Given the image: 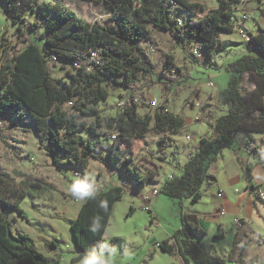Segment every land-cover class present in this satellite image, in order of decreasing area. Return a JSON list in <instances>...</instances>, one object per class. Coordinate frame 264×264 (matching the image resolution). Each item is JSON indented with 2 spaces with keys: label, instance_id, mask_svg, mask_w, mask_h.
<instances>
[{
  "label": "trees",
  "instance_id": "1",
  "mask_svg": "<svg viewBox=\"0 0 264 264\" xmlns=\"http://www.w3.org/2000/svg\"><path fill=\"white\" fill-rule=\"evenodd\" d=\"M103 1L110 10L109 20L104 23L86 19L59 0L45 3L0 0V13L15 26L20 36L31 32V37L41 40L38 45L28 37L19 49L12 51L10 44L0 49V122L9 113L17 122L19 119L30 124L43 137V148L56 168L68 166L74 168V174L86 177L90 160L104 161L105 151L108 159L118 162L117 168L134 174L135 184L143 186L148 180L154 181L156 174L151 171L140 175L135 167L150 133L163 134L158 141L160 160L165 161L170 154L176 159L177 144H173L167 134L179 133L184 118L169 109L166 93L178 82L175 74L186 75H182V69L175 66L173 57L168 55L157 75V81L163 85L164 98L150 114L140 115L138 108L143 99L136 95L133 84L142 76L152 75L155 66L143 56L139 42L149 38L151 28H156L167 33L183 49L192 43L199 46L211 62L216 49L234 43L221 39L220 34L236 28L232 16L234 5L241 0H217L218 5L213 9H207L197 0ZM27 13L36 14L31 26L26 23ZM247 34L249 43L260 55L246 53L227 63L225 70L231 72L232 77L217 100L224 111L216 115L207 110V103L201 106L209 119V134L198 139L188 159L177 166L176 174L171 173L161 181L159 194L178 200L181 223L176 234L159 241L158 247L166 254L177 255L179 264H225L233 260V249L226 257L218 256L197 241L196 237L205 235V230L196 213L183 211V202L199 201L202 186L215 179L208 169L223 148H242L235 141L238 133H264V29ZM91 53H95L94 59L90 58ZM53 56L57 59L55 62ZM59 65L68 67L61 80L52 76L51 67ZM118 87L129 92L125 104L117 108L114 115H107L100 104L106 103L110 88ZM134 97H139L141 103H134ZM2 131L0 124V136ZM81 131L90 134L91 139L80 135ZM112 133L116 134L114 140L108 136ZM243 144L246 150V146H251V152L264 160L263 146L253 144L250 137ZM168 147H172L170 154ZM96 149H99L98 154L94 153ZM125 184L126 180L122 185L99 188L96 199L81 202L69 222L77 251L70 264L78 262L84 251L97 241L104 240L113 206L126 192ZM46 185L28 178L16 182L15 177L0 166V264H60L58 258L49 259L37 250L33 239L13 229L7 218V212L14 211L19 218L26 219L20 207L21 199L31 194L32 189H36L39 196ZM102 200L107 201L106 210L99 206ZM132 210L130 207L129 213ZM97 214L102 217L103 228L94 235L88 231V226ZM116 239L111 238V242ZM57 241L54 237L46 243L48 250L56 249ZM239 259L245 264H263L258 258Z\"/></svg>",
  "mask_w": 264,
  "mask_h": 264
},
{
  "label": "rangeland",
  "instance_id": "2",
  "mask_svg": "<svg viewBox=\"0 0 264 264\" xmlns=\"http://www.w3.org/2000/svg\"><path fill=\"white\" fill-rule=\"evenodd\" d=\"M37 3H45L51 0H32ZM64 5L75 10L78 14L85 17L90 21H100L101 23L109 20L110 10L103 0H59ZM242 2L234 5L232 21L248 33L247 29L258 31V27H250L254 25L253 19L242 20L241 14L245 10ZM259 20L264 26V12L259 13ZM36 20V14L27 13L26 23L32 25ZM151 36L147 39H142L139 42L143 50V56L147 58L154 66V73L149 76H142L137 82L133 84L136 88V95H141L144 103L138 108L140 115L144 113H151L164 98V89L162 83L157 81V75L162 71V66L166 61L168 55L175 58L174 64L182 69V75L175 74V79L178 81L166 93L168 97V106L171 111L179 114L185 118V126L177 134H167L173 140L172 143L178 142L185 146L186 151H192L194 143L193 136H197L204 129L205 122L209 123V119L205 113L201 115V106L208 102L209 96L217 90L218 93H223L228 82L232 77V73L225 70L227 63L233 61L240 56L239 47L237 43H232L221 49H216L213 52L212 61L206 57L205 52L200 50V58H195L192 54L193 43L185 49L176 45L169 35L156 28H151ZM237 31V30H236ZM234 29L233 32L228 33L231 37H236L237 33ZM38 33V32H37ZM20 32L16 30L15 26L11 24L0 13V49L5 44H10L13 48L19 49L24 46L25 40L31 37V32L28 34L19 35ZM34 42L41 45L39 38L31 37ZM234 42V41H233ZM199 49V46H198ZM68 67L53 66L52 76L54 79H63L64 73ZM164 80V79H162ZM152 81H154L152 83ZM208 81H212L214 87L207 85ZM244 82L246 79L244 78ZM246 84V83H245ZM109 96L106 103L100 104L101 109L107 115H114L117 111V102L120 98H125L128 93L123 88H110ZM155 100L154 106H148L146 102ZM208 111L218 115L224 111V106L216 103V105ZM199 114L198 120L195 116ZM201 122V123H200ZM1 127L3 128L2 136H0V166L15 177L18 182L23 178H28L31 181H40L46 185V190L38 196L36 189H32L31 194L21 199L20 207L23 209L26 219L19 218L14 211L7 212V218L12 224L13 229H19L27 233L34 241V244L40 252L45 254L49 259L52 256L51 251L57 250V258L60 264H70L73 249L72 239L69 240L67 245L66 238L69 237V222L74 218L76 210L80 207V201L69 197L68 181L69 174H74V168L63 166L56 168L51 164L49 157L43 148L45 143L43 137L36 133L30 124L23 122L6 113L1 119ZM190 130L192 135L187 139ZM80 135L90 138V134L86 131L79 132ZM190 135V134H189ZM163 136L162 133H150L145 138V149L139 152L135 167L140 175H144L151 171L162 174L159 170V165L162 163H171L174 161L170 151L172 147L167 148L170 154L164 162L159 158L158 141ZM197 141H195L196 143ZM99 149L94 153L98 154ZM104 161L95 159L90 160L89 168L86 171V177H91L96 186L107 188V184H111L114 176L126 180L123 198L114 204L109 224L107 226L106 235L104 239L117 238L112 240L117 249L116 260L121 264H147L149 255L146 256L148 242L147 237H169L176 234L180 226V205L176 198L159 194V205L157 207L156 215L157 221L152 220L149 213L142 209L141 198L144 194L139 195L140 192L149 191L158 180H148L145 184L136 185V176L130 172H124L117 168L118 162L114 159H108L107 154L103 152ZM180 160L186 159V154L180 152ZM105 168L107 170H105ZM18 171L22 176L18 175ZM172 171V170H171ZM102 174V175H101ZM118 185H122L121 181ZM105 186V187H103ZM240 186V185H239ZM136 191V192H135ZM208 198L197 202H190L184 200L183 211L191 212L192 210H203L207 205ZM130 207L133 208L129 213ZM208 208V207H206ZM15 217V221L11 218ZM242 224L236 228L238 238L244 241L246 258L260 257L264 260V209H252L249 213L240 216ZM44 223L50 224L54 229H59L56 238L57 247L54 250H48L44 247L40 238L48 237L54 234L52 230L46 229ZM152 223V224H150ZM159 223V225H155ZM68 224V225H67ZM211 236V233H209ZM39 236L40 238H38ZM110 236V237H109ZM52 237L49 239L51 240ZM69 239V238H68ZM208 236L204 237L203 242L207 246ZM228 237L224 242L228 243ZM239 243V241H238ZM237 243V244H238ZM239 247V244L236 248ZM154 264H179L177 255L171 256L169 254H161ZM264 264V262H263Z\"/></svg>",
  "mask_w": 264,
  "mask_h": 264
},
{
  "label": "crops",
  "instance_id": "3",
  "mask_svg": "<svg viewBox=\"0 0 264 264\" xmlns=\"http://www.w3.org/2000/svg\"><path fill=\"white\" fill-rule=\"evenodd\" d=\"M202 1L205 4V7L207 9H213L216 8L218 5L217 0H197ZM246 7L244 11H246L250 16L249 19H253L254 25H250V27L255 28V26L259 29H264V26L259 20V13H261V10H259L256 7V3H254L252 0H241ZM248 20V19H247ZM239 24V23H238ZM237 29L235 28V31ZM248 32L251 33H257L258 31H253L247 29ZM152 32V30H151ZM237 32V31H236ZM236 34V37H231L228 33H221L220 38L234 41V45H237L236 47H239L240 56L246 53H250L252 55L258 56L260 55L259 51L249 42H244L239 33ZM151 36V33H150ZM233 45V44H232ZM173 60L175 61V58L173 57ZM212 61V60H211ZM232 61V60H231ZM210 63V62H209ZM214 93L209 96L208 99V107L207 110L213 108L219 96H221L223 93H218L217 90L213 89ZM139 97L143 99L141 95L138 94ZM155 101V100H150ZM146 102L149 104V102ZM143 99V103H144ZM150 106V105H148ZM201 115L204 112V110L201 109L200 111ZM206 115V114H205ZM196 120V119H195ZM186 120L184 118V126H185ZM201 123V122H200ZM183 126V127H184ZM189 133L187 136L192 135L190 133V130H186V133ZM208 124L204 125V129L197 134V136H193L194 143L195 141H198V139L204 135H208ZM187 136H185L187 138ZM252 138L253 144H258L263 146L264 148V133H255L252 132L250 134L247 133H238L235 136V141L238 143L239 146H242V148H236L235 150L232 148H223L221 152L218 154V159L213 162L208 169V172L212 173L215 176V179L210 184H204L202 186V196L199 199L201 201L205 198V196L208 198V202H205L207 205L203 210H192L190 213H196L199 216V223L203 230H205V235L197 236L196 239L199 243H201L206 250L209 252H213L215 255L226 257L231 249H233L232 252V261H226L225 264H245L244 262H240L239 257L243 258L245 261H249L253 258L261 259L262 262L264 260L260 257H252V258H246L244 256V253L248 252L246 251V248L244 247V241L239 240L238 238V232L237 229L234 227L233 224V218L237 216L245 215L246 213H249L250 210H262L264 209V203L256 198L253 195V187H259L261 189H264V160L259 159L256 155H254L251 151H248L244 148V142L248 138ZM177 144V154L176 159L171 163H162L159 165V170L162 172V174H157L155 172V176L153 177L154 182L159 177L161 178V181L167 177V175L176 174L178 172V165L183 164L189 157L190 152L186 151L185 146L182 144ZM183 151L186 154L185 160H180V152ZM170 156V155H169ZM105 170H107L105 168ZM172 170V171H171ZM102 175V174H101ZM120 178L118 176L113 177V183L107 184L106 186L111 185H118V182L121 181V184H123L124 179L119 180ZM240 185V186H239ZM102 186H97V188H101ZM105 187V186H103ZM150 191V190H149ZM149 191L140 192V196L142 193H148ZM136 192V191H135ZM221 192V194H219ZM145 195V194H144ZM159 196V195H158ZM156 196L153 200V203L151 204L152 213H149V216L152 218V220L157 221V215H156V209L159 205V197ZM144 197V196H143ZM188 201V200H187ZM82 201H80L81 204ZM143 198H141V205L143 204ZM117 203V202H116ZM79 208V207H78ZM78 209L76 210L77 213ZM223 212V213H222ZM76 215V214H75ZM75 217V216H74ZM74 219V218H73ZM71 219V220H73ZM46 225V229L54 230L53 233L49 235L48 237H42L38 238L41 239V241L44 244V247H46V243H48L50 238L56 237L59 233V229H54L50 224L44 223ZM152 224V223H150ZM68 225V224H67ZM155 225H159V223H155ZM69 230V228H68ZM107 230V227H106ZM211 233V236L210 234ZM106 235V231L104 233V238ZM208 236L207 240V246H205V243L203 242L204 237ZM110 237V236H109ZM167 237H147L148 242V248L146 256L149 255V259L147 264H154L155 260L164 252H162L159 247H155L153 244L155 241H161L163 239L168 238ZM228 237L229 241L228 243L224 242L225 238ZM69 238V239H68ZM71 233L69 231V237L66 238V243L68 245L69 240H71ZM239 241V243H238ZM73 242V241H72ZM233 242L235 244L233 245ZM239 244V247L236 248V246ZM74 244V243H73ZM57 245V243H56ZM233 247V248H232ZM52 256L50 258H57V250L51 251ZM72 256L76 255V247L73 246V249H71ZM181 260V259H180ZM182 261V260H181ZM75 264H79V261ZM115 264H121L119 260H116ZM193 264V263H190Z\"/></svg>",
  "mask_w": 264,
  "mask_h": 264
},
{
  "label": "clouds",
  "instance_id": "4",
  "mask_svg": "<svg viewBox=\"0 0 264 264\" xmlns=\"http://www.w3.org/2000/svg\"><path fill=\"white\" fill-rule=\"evenodd\" d=\"M68 190L75 200L87 202L96 199L98 188L93 183L91 177H85L78 174H69ZM101 209L106 210L107 201L102 200L99 204ZM102 217L97 214L91 219L88 231L97 234L102 231ZM118 249L111 243V240L104 239L85 250L79 259V264H115Z\"/></svg>",
  "mask_w": 264,
  "mask_h": 264
},
{
  "label": "built area",
  "instance_id": "5",
  "mask_svg": "<svg viewBox=\"0 0 264 264\" xmlns=\"http://www.w3.org/2000/svg\"><path fill=\"white\" fill-rule=\"evenodd\" d=\"M254 3H256V7L259 9V10H261V11H263L264 12V0H252ZM249 14L246 12V11H244V12H242V14H241V19L242 20H247V19H249ZM179 23H180V21H179ZM236 29H237V32L239 33V35H240V37H241V39L244 41V42H249L250 40H249V36H248V34H247V32H245L244 30H243V28L241 27V24L239 23V24H237V26H236ZM192 54H193V56L194 57H200L201 56V53H200V50L194 45L193 47H192ZM90 58L91 59H94L95 58V53H91V55H90ZM57 59H56V57H52V61H56ZM52 68V67H51ZM207 85L209 86V87H214V84H213V82L212 81H208L207 82ZM125 101H126V98H120L119 100H118V102L116 103L117 105V108H119V109H121L122 108V106L125 104ZM133 101H134V103H137V104H140L141 103V100H140V98L139 97H134L133 98ZM156 104V101H150L149 102V105L150 106H154ZM199 118V114L198 115H196L195 116V119L197 120ZM109 136V138H110V140H114L115 139V137H116V134L115 133H112V134H109L108 135ZM187 139H190L189 138V136H187ZM246 148L249 150V151H251V146H246ZM75 174H78L77 172H75ZM79 175V174H78ZM160 186H161V178L159 177L158 178V180H157V183H155V185L153 186V188L148 192V193H146L145 195H144V197H143V204H142V209L143 210H145V211H147L148 213H150V214H153L152 213V209H151V204L153 203V200H154V198L156 197V196H158L159 195V188H160ZM253 195L256 197V198H258L259 200H261L263 203H264V189H261V188H259V187H255V186H253ZM219 194H221V192H219ZM223 213V212H222ZM242 218L241 217H239V216H237V217H234L233 218V224H234V227L235 228H238L239 226H241V224H242ZM155 247H158L159 246V241H155L154 242V244H153Z\"/></svg>",
  "mask_w": 264,
  "mask_h": 264
}]
</instances>
